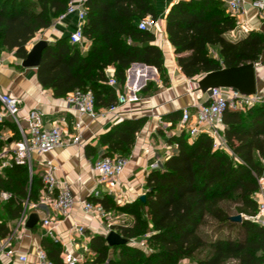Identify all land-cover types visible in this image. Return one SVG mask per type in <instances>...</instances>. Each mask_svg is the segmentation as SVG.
I'll use <instances>...</instances> for the list:
<instances>
[{
  "label": "trees",
  "instance_id": "trees-1",
  "mask_svg": "<svg viewBox=\"0 0 264 264\" xmlns=\"http://www.w3.org/2000/svg\"><path fill=\"white\" fill-rule=\"evenodd\" d=\"M68 2L0 0V52L23 60L28 43L65 12ZM84 8L81 34L90 43L89 51L82 55L68 38L47 45L37 68L43 89L55 98L90 91L94 108L100 111L115 104L116 91L132 64L153 67L165 78L162 53L150 44L153 35L137 27L146 17L155 22L152 0H86ZM235 27V18L219 0L177 1L165 15L168 42L187 79L259 60L264 35L249 32L238 40L226 38ZM212 48L218 59L210 54ZM108 67L114 69L116 87L108 85ZM180 115L176 112L170 118L175 123ZM222 123L227 149L213 150L212 139L205 134L190 140L182 130L170 137L176 153L146 176L144 201L118 205L107 196L87 198L106 213L131 218L111 226L126 245L109 247L99 235L89 240L92 256L87 264H264V227L253 219L258 180L264 179V101L243 110H225ZM142 124L125 121L101 135L100 145L107 146L103 157L127 158ZM2 146L0 141V151ZM35 185L37 178L26 166L0 169V193L10 195L3 203L12 219L20 216L23 200L37 201ZM236 215L241 216L240 223L229 221ZM9 233L0 223V237ZM40 246L53 264H64L54 240L43 238Z\"/></svg>",
  "mask_w": 264,
  "mask_h": 264
},
{
  "label": "crops",
  "instance_id": "crops-1",
  "mask_svg": "<svg viewBox=\"0 0 264 264\" xmlns=\"http://www.w3.org/2000/svg\"><path fill=\"white\" fill-rule=\"evenodd\" d=\"M152 1L157 11V18L149 31L153 35V41L150 44L160 49L166 76L162 79L155 68L132 64L126 70L125 83L118 92L128 93L134 86L138 88L139 100L136 103L118 107L112 114H104L93 120L87 116L78 117L66 104L64 98H55L50 90L40 86L37 80V69L22 68V60L16 58L12 52L1 50L0 94L9 95L19 101L18 117L21 120L29 111L36 109L43 114L46 124L57 126L63 134H76L73 125L77 121L80 122L81 127L78 131L80 135L78 144L56 148L48 154L32 156L31 175L37 178L38 184L35 185L37 192L35 203L27 199L23 200L20 216L12 219L4 208L5 201H0V223L5 224L10 231L5 238L0 237V264H28L20 262V256H26L28 261L33 259L35 250L41 248V240L49 238L41 226V221L45 217L56 222L54 237L62 252L66 250L75 257L90 258L92 253L89 251L88 243L93 236L105 237L109 232L108 226L131 221L129 216L115 212L108 213L109 221L101 220L84 214L81 209L80 202L90 197L93 192L100 193L98 198L106 196L107 188L100 183L98 173L93 170L94 162L103 158L107 147L100 145L99 137L122 122L143 121L127 156V165L117 180L112 196L109 197L118 205L132 203L144 197L147 190L146 176L153 170L161 169L165 160L176 153V146L169 143V138L179 136L183 129L179 121L174 123L171 120L170 115L183 110L193 114L196 105L206 102L207 92L202 94L196 89L197 81L204 74L187 79L181 73L177 65V57L167 39L165 15L177 0ZM219 1L224 11L228 13L227 0ZM243 1V14L238 17V20L246 24L248 31L245 33L235 28L226 35V38L238 40L249 32L264 35V19L250 6V0ZM77 25L75 17H67L56 24L53 22L48 29L35 34L27 45V51L41 40L47 45L54 44L62 38H68L69 41V34L78 28ZM77 46L80 53L84 55L89 51L90 43L84 39ZM210 54L218 59L216 48L210 49ZM105 75L108 79L113 78L114 69L108 67ZM254 77L255 96L264 99V51L256 62ZM146 88L148 90L144 91ZM8 124H12L8 119L0 124V141L3 144L0 153L3 150H11L18 139L17 132L11 130ZM45 162L52 163L53 176L69 187L74 199V204L65 218L57 217L52 210L44 207H34L42 189L40 175L44 170ZM154 165L158 167L152 169ZM7 167L10 166L4 168ZM254 197L256 198L257 194ZM30 214H35L38 222L33 229L28 230L24 224ZM78 227L83 228L81 236L76 232Z\"/></svg>",
  "mask_w": 264,
  "mask_h": 264
},
{
  "label": "built area",
  "instance_id": "built-area-1",
  "mask_svg": "<svg viewBox=\"0 0 264 264\" xmlns=\"http://www.w3.org/2000/svg\"><path fill=\"white\" fill-rule=\"evenodd\" d=\"M177 1L189 2L198 0ZM85 2L86 0H69L65 12L54 20L56 24L62 22L67 17H75L78 28L69 34V42L71 44H80L84 40L81 34V27L85 19ZM249 4L264 19V0H250ZM226 6L228 13L236 20L235 28L246 33L248 31L246 24L238 20V17L243 14L244 1L227 0ZM153 26L154 22L151 18H145L137 24L138 29L142 31H150ZM108 85L116 87L115 79L110 78ZM116 96L115 104L102 111L95 110L94 98L90 91H75L67 95L64 100L78 117L87 116L93 120L104 114L114 113L120 106L138 102V88L133 86L128 93L117 91ZM263 101L264 99L255 95H241L234 89H210L207 91L206 102L196 105L193 114L188 110L181 112L179 124L190 139L195 138L199 134H205L212 139L213 150L227 149L222 134L224 128L222 115L224 111L227 109L234 111L243 110ZM19 110V101L17 99L6 94H0V124L5 119H8L15 127L18 135L13 148L11 150H3L0 153V169L12 164L26 166L31 175L32 156L34 154H48L56 148L79 143L80 135L78 131L81 127L79 121L73 125V129L77 133L68 135L63 134L57 126L46 124L40 111L33 109L21 120L18 117ZM127 162V158L120 156L103 157L94 162L93 170L98 173L100 183L106 186V196H112L113 190L117 185V180L121 176ZM157 167V165H154L151 168L156 169ZM43 169L40 175L42 189L38 202L34 207H44L47 210H52L57 217L65 218L74 204L70 189L65 183L55 179L53 176L54 167L51 162H45ZM258 184L259 191L257 197H254L257 204V214L253 219L257 224L264 227V179L260 178ZM99 196L100 193L98 191L90 195L93 198H98ZM8 198H10L9 194L0 193V201H6ZM80 204L84 214L101 220H110L108 213L99 204H94L87 199L82 200ZM41 226L45 230L46 236L56 241L54 237L56 222L52 221L49 217H45L41 221ZM110 228L108 226L109 231ZM76 232L81 236L83 228L78 227ZM19 260L22 263L28 264H53L41 248L35 250L31 261H28L26 256H20ZM62 261L64 264H87L83 256L75 257L66 250L62 252Z\"/></svg>",
  "mask_w": 264,
  "mask_h": 264
},
{
  "label": "water",
  "instance_id": "water-1",
  "mask_svg": "<svg viewBox=\"0 0 264 264\" xmlns=\"http://www.w3.org/2000/svg\"><path fill=\"white\" fill-rule=\"evenodd\" d=\"M145 46V45H144ZM47 47L45 41H38L28 51L26 57L21 62V67L25 69H37L41 63L43 52ZM139 66H144L138 64ZM256 63H248L243 66L221 69L218 71L204 74L196 83V89L200 93H206L210 89H234L244 96L255 95V77L254 69ZM144 201V197L140 198ZM229 221L240 223L241 216L236 215L229 218ZM38 218L35 214H30L24 226L26 229L31 230L37 224ZM105 243L109 247L123 246L127 241L120 237L115 231L110 230L104 237Z\"/></svg>",
  "mask_w": 264,
  "mask_h": 264
},
{
  "label": "rangeland",
  "instance_id": "rangeland-1",
  "mask_svg": "<svg viewBox=\"0 0 264 264\" xmlns=\"http://www.w3.org/2000/svg\"><path fill=\"white\" fill-rule=\"evenodd\" d=\"M262 99V97H260ZM131 245H138L141 247V242H130Z\"/></svg>",
  "mask_w": 264,
  "mask_h": 264
}]
</instances>
